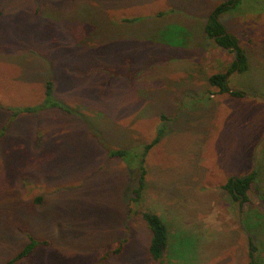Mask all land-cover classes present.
Wrapping results in <instances>:
<instances>
[{"label": "rangeland", "instance_id": "rangeland-1", "mask_svg": "<svg viewBox=\"0 0 264 264\" xmlns=\"http://www.w3.org/2000/svg\"><path fill=\"white\" fill-rule=\"evenodd\" d=\"M226 1L77 0L95 37L105 21L91 7L127 17L125 27L106 26L115 42L78 52L71 33L91 28L63 34L74 26L41 17L48 4L66 10L70 1L0 0V264H150L143 210L168 227L159 264H249L248 237L264 264V0H239L219 17L248 58V71L228 77L241 98L208 83L233 60L201 30ZM63 61L69 67L58 68ZM52 70L54 97L70 113L13 118L12 108L42 103ZM30 76L37 83L28 85ZM161 128L141 197L131 201L135 166L109 150H139ZM253 171L240 211L223 186ZM30 237L48 245L12 261Z\"/></svg>", "mask_w": 264, "mask_h": 264}, {"label": "trees", "instance_id": "trees-1", "mask_svg": "<svg viewBox=\"0 0 264 264\" xmlns=\"http://www.w3.org/2000/svg\"><path fill=\"white\" fill-rule=\"evenodd\" d=\"M238 1L239 0H228L217 5L206 18L203 31L207 39L213 41V38H215V41L213 42L217 47L224 49L232 48L230 52L233 53V51H235L236 53L235 56H233L231 65L226 72L212 74L208 77L209 85L213 88H216L219 94H229L233 97L241 98L244 96L242 92H230V88L228 87V77L231 72L235 71L236 69L239 73H245L246 71H248V58L245 49L242 48L239 44V39L234 34L227 32L225 26L219 21V17L222 14L231 11L238 3ZM111 75L114 76L115 74H113L112 72ZM53 92V82L52 80H49L44 84L42 103L36 106L12 108V110H10L12 112V117L16 119L20 114H35L46 109H58L65 112L66 114H69L70 111L58 103V100L55 99ZM163 130V128L159 129L154 139L149 144L143 145L142 148H139V150H109V156L113 158H121L129 166H135L137 180L135 182V187L131 192V201L138 202L141 197L142 191L145 186V159L148 152L156 144L159 143L161 137L163 136ZM256 178L257 173L256 171H253L252 173L242 177H231L223 186V188L228 191V193L234 200L238 201L240 196L243 197L239 205L240 211L243 209V205L248 201V193L253 187ZM139 214L149 232V240L147 244V254L149 262L150 264H159L169 246L168 227L162 220V218L153 211L143 210L140 211ZM248 241L250 244L249 264H259L254 261V253L256 252V247L254 246L252 238L248 237ZM46 245H48L47 241H39L30 237L28 243L12 261L25 258L29 256L37 247ZM116 253H119V250H117Z\"/></svg>", "mask_w": 264, "mask_h": 264}, {"label": "crops", "instance_id": "crops-1", "mask_svg": "<svg viewBox=\"0 0 264 264\" xmlns=\"http://www.w3.org/2000/svg\"><path fill=\"white\" fill-rule=\"evenodd\" d=\"M67 1L68 2L70 1V3H68V4H71V3L73 4L70 9L62 10V9L57 8V7H54L53 5L48 4L49 7L46 6L45 9H43V10H45V14L44 15H41V17L42 16L43 17H47V18L49 17L50 19L52 18L54 21H58V22H68V23H70V24H72L74 26V27H72L70 29L69 28L63 29L61 31V32H63V34H65L66 31H70V32H67V33L70 34L71 33V30L74 31L73 28H75L76 26H87V27L91 28L90 30L87 29V34H83V35L78 34L79 37L77 36V34H73V32L71 33V35H70V44H72L71 50H76L78 52H84V51H88L89 52V49L91 47V50H95L96 51V48L100 47V46L95 47L96 45H92V44H96V43H106L104 45H101L103 48H105L107 45H109L112 42H115L116 41V40L115 41H112V35L110 34L109 31L107 32L106 26L111 28V27H120V26L125 27V25H126L127 17H121L120 20H118L117 18L111 17L101 7L93 6V7H91V8H93V10L98 11V12L101 11V13L103 14L104 21H105L104 34H103V36L100 35L98 37H95V32L96 31H94V29H93L95 27L94 23L91 24L92 23V19H87L86 17H83V16H81L79 14V10H81L82 8H84L86 6H83L82 4H79V3L78 4H74V3H77V0H67ZM74 6H76V8L73 11H71ZM160 12L161 11L157 12L155 15H158V13H160ZM49 13L50 14H56L55 15L56 18L53 15H49ZM172 13H178L179 14V13H186V11L184 10V12H183V11H179L178 10V12H173L172 11ZM171 15H173V14H169V16H171ZM50 16H53V17H50ZM186 16H190V15L187 14ZM183 24H184V20H182L181 25H178V26L181 27V28H184ZM56 26L59 27L58 25H56ZM171 26H172L171 24L168 25V27L166 29V32L168 31V29ZM203 27H204V24L201 25V28H202L201 30H202V33L204 34ZM201 30H199V32ZM83 33H84V31H83ZM163 33L166 34L164 31L159 30V34L160 35H162ZM199 34L201 36V33H199ZM180 35H181V33H179V37H180ZM64 37H65V35H62V39L60 40V44L61 45H65L66 44V40L63 39ZM66 38H68V37H66ZM181 42L182 43H185V40H182ZM89 43H91V44H89ZM89 45H91V46H89ZM4 58L7 59V58H10V57H5L4 56ZM9 60L10 59H8V61ZM17 65H19L21 67V69H22V66H21L20 63H17ZM56 66L58 68H60V69L69 67V66H67V63L65 61H63L61 63L60 62L59 63H56ZM23 68H25V67H23ZM87 68L88 69H91L90 66H88ZM23 72L24 71L22 70V78H25L23 76ZM79 73L89 74L90 71L89 72L83 71V72H79ZM44 74H49V78H50V80H52L53 85H54V81H55V79H54L55 76L57 77L59 75V73L57 75V73L55 71H53V70L52 71H49V72H44ZM32 76H30L27 79L28 80V85H31L33 83H37L35 81V79H32ZM110 77H111V75H110ZM108 83L109 82H107V84ZM53 93H54V96H55V94H56L55 93V90H54Z\"/></svg>", "mask_w": 264, "mask_h": 264}, {"label": "water", "instance_id": "water-1", "mask_svg": "<svg viewBox=\"0 0 264 264\" xmlns=\"http://www.w3.org/2000/svg\"><path fill=\"white\" fill-rule=\"evenodd\" d=\"M213 41H215V38H213ZM223 49H224V48H223ZM231 49H232V48H228V49H225V50H228V51H230ZM232 54H233V56H235V54H236V53H235V51H233V53H232ZM235 71H237V69H236ZM234 91H236V90H234V89H230V92H234ZM255 160H256V156L254 155V160H253V161H254V163H255ZM242 199H243V197H242V196H240V197H239V199H238V203H237V204H238V206L240 205V203H241Z\"/></svg>", "mask_w": 264, "mask_h": 264}]
</instances>
